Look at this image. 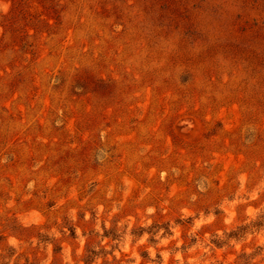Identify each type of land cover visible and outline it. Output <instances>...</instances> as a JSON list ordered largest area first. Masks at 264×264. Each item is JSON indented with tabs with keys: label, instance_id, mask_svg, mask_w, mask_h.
<instances>
[{
	"label": "rangeland",
	"instance_id": "rangeland-1",
	"mask_svg": "<svg viewBox=\"0 0 264 264\" xmlns=\"http://www.w3.org/2000/svg\"><path fill=\"white\" fill-rule=\"evenodd\" d=\"M240 181L264 183V0H0V264H63L42 231H63L57 218L74 264H126L96 251V204L125 202L101 239L148 206V231L175 219L186 232L181 207L207 212ZM33 212L45 222L25 227ZM243 247L213 264H264V246Z\"/></svg>",
	"mask_w": 264,
	"mask_h": 264
},
{
	"label": "clouds",
	"instance_id": "clouds-1",
	"mask_svg": "<svg viewBox=\"0 0 264 264\" xmlns=\"http://www.w3.org/2000/svg\"><path fill=\"white\" fill-rule=\"evenodd\" d=\"M125 185L129 182L125 181ZM32 185L29 184V188ZM204 189H201L203 191ZM125 194H127L125 192ZM112 191L106 193V198L111 199ZM264 183L253 190L245 188L243 181L239 182L238 189L231 194V198L225 195L220 202L209 207L207 212L201 210L199 214L189 207H181L177 213L180 220H187L192 217L190 227L185 230L182 225L177 223L175 219L168 221V229L160 227L154 231H148L154 223L152 217L156 209L152 206L145 207L142 211L138 210L136 216L126 215L116 223V232L118 239L103 238L105 230L112 228V218L119 214L125 207L123 200L113 201L109 209H105L103 204H96L94 211L96 213V220L93 228L96 233H99L97 239L100 241L99 245H94L97 252L103 248L105 253L109 249H113V255L116 259L120 258L121 253H127L126 264H213L211 254L214 251H226L234 249L237 253L243 246L248 245L250 241H255L256 246H264V227L257 230L252 225L261 216H264ZM191 199L194 201L195 196ZM260 201L259 206H252V202ZM217 209L220 215H217ZM78 209H70L67 213L69 220L76 224L78 220ZM106 213V214H105ZM91 218V213L85 211L84 220ZM25 227L31 224H43L44 217L39 213L33 212L27 218H21ZM103 223V227L101 224ZM57 224L63 231L53 226L46 231V234L52 238L53 241H61L63 251V264H74L70 256V247L63 237L67 236L68 230L63 227L62 221L57 218ZM247 225L249 231L244 233L240 239L230 238L229 233L236 231L241 226ZM136 229H144L142 234L137 235ZM203 230V231H202ZM202 233V234H200ZM77 241L79 249L77 257L85 255V240L86 237L81 235L79 227L76 228ZM195 237L196 242L187 246V242ZM109 240L111 242L109 243ZM212 240L223 242L224 248L217 250ZM8 243L13 247H18L23 250L22 245L14 237H9ZM39 241L33 240L32 246L35 247ZM42 251L51 253L53 244L49 243L41 245ZM147 253V259L141 254L140 250ZM243 250L251 253L252 247H243ZM159 256V259L157 257ZM229 259H234L230 257ZM259 259V258H257ZM51 256L48 259L42 260L41 264H49ZM112 264V256L98 255L94 259V264ZM23 264V261H21ZM78 264H83V260H79Z\"/></svg>",
	"mask_w": 264,
	"mask_h": 264
},
{
	"label": "trees",
	"instance_id": "trees-1",
	"mask_svg": "<svg viewBox=\"0 0 264 264\" xmlns=\"http://www.w3.org/2000/svg\"><path fill=\"white\" fill-rule=\"evenodd\" d=\"M263 225V220L262 221H255L253 223V227H259ZM249 227L247 225L241 226L240 228H238L236 231H233L231 233H229V237L230 238H238L239 236H242V234L246 233L248 231ZM106 236V235H105ZM217 245L221 244V242H216Z\"/></svg>",
	"mask_w": 264,
	"mask_h": 264
}]
</instances>
